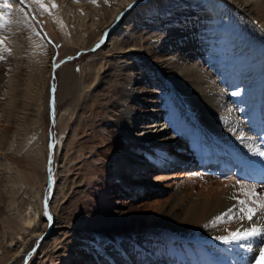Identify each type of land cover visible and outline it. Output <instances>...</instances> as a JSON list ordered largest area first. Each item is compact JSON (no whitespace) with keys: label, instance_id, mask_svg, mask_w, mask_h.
<instances>
[{"label":"bare ground","instance_id":"6f19581e","mask_svg":"<svg viewBox=\"0 0 264 264\" xmlns=\"http://www.w3.org/2000/svg\"><path fill=\"white\" fill-rule=\"evenodd\" d=\"M141 1L40 0V3H33L32 0H25L21 4L19 0H7L11 7L4 8L5 0H0L2 24L11 15L26 18L33 11L39 16L49 17L61 41L67 46L89 50L106 41L97 54L81 65L80 72L70 68L61 75L59 101L66 97H69V101L57 123L70 118L72 125L65 136L60 133L57 137L59 180L50 204L54 223L50 238L44 240L37 258L31 264H117L118 255L133 260L138 247L125 236L131 221L128 222L129 212L124 210V203L132 192L131 184L138 183L137 193L144 189V184H153L157 190L163 188L162 183L168 182L169 173L176 165L191 167L193 156L189 154L190 151L198 152L197 161L201 168L207 163H214L216 158L208 160L205 156L219 152V147L223 150L220 151L218 170L226 171L232 163L254 169L261 162L257 140L249 133L251 126L237 119L234 110L237 104L229 100L236 98V94L240 97L249 93L244 98L245 104L253 101L249 115L264 112V96L260 98L264 77L255 79L250 75L264 74V48H261L264 0H225L227 4L224 7L220 4L221 0H199L197 6L200 11L193 10L190 0H152L148 5L139 4ZM41 3L43 8L40 7ZM53 4L55 7H52ZM247 20L252 22L254 30L247 32L249 37L244 44L232 30L234 25H238L245 34ZM222 23L227 27L217 33L219 44L216 49L223 51L215 64L218 68L227 69V73L221 82H215L201 67L202 61L199 59L202 56L199 53L204 50V40L209 38L211 28H217ZM29 29L33 35V45L36 44L31 59L36 83L32 121L34 136L27 135L18 146L25 149L24 155L29 158L31 172L24 174L13 163L6 160L1 162V166L11 174L5 186V200L0 197L5 204L6 210H3L8 212L0 220V264H20L27 244L38 236L46 235L48 225L43 218L40 193L46 168L42 135L47 108L46 86L52 75L53 58L50 46L33 22ZM226 39L229 40L226 42ZM229 64L231 66L228 68ZM178 90H181L179 93L184 101L175 94ZM3 94L5 100L12 102L9 93ZM216 95L221 97L219 101L223 107H229L224 109L228 123L222 126L213 117L220 107H217ZM192 98L197 104L189 103ZM187 103L189 107L185 106ZM193 106L196 109L198 106L204 116L199 124L191 118ZM17 116L13 104L8 116L2 120L5 126L0 129L1 139L8 132L13 119L17 121ZM108 127L112 129L111 132ZM103 139L110 143L105 144ZM93 140L97 142L91 143ZM169 146L181 154L176 155ZM228 148L232 151L227 152ZM8 150L14 151V144L11 143ZM100 151L109 153L111 168L106 177L112 185L101 196L100 206L92 207L87 219L80 221L79 211L72 209L82 195L89 194L95 180L100 178L102 164L98 162L103 161ZM37 169L42 171L38 173ZM85 172L97 178L85 181ZM238 187V184L229 182L215 194L213 199L217 204L211 200L215 203L211 216H221L232 208L231 215H240L241 205L237 201L244 197L240 195L243 190H238ZM233 191L236 198L231 204L228 202L230 206L218 200L221 195H230ZM67 202L73 206L69 208L71 212L64 206ZM87 203H92L90 198ZM145 210L148 225L153 222L164 228L168 222L164 219L166 217L176 221L180 217L179 221L183 222L188 220L175 204L172 205V200L166 207L153 204ZM187 210H190L192 219L202 207L194 202L188 205ZM138 216L140 219L141 216ZM133 224L136 225L137 220ZM150 240L142 237V250L147 251L149 245L156 241L153 238ZM215 246L221 244L197 242L194 246L186 245L183 241L170 248L178 256L185 250H192L190 253L186 251V254L194 262L197 256L193 247L203 249L211 256L210 249L215 251Z\"/></svg>","mask_w":264,"mask_h":264},{"label":"rangeland","instance_id":"374dc122","mask_svg":"<svg viewBox=\"0 0 264 264\" xmlns=\"http://www.w3.org/2000/svg\"><path fill=\"white\" fill-rule=\"evenodd\" d=\"M151 1L152 0H142L139 4L148 5ZM190 2L193 3L192 8L194 11H200V8L197 6L199 0H190ZM225 3L227 4V1L225 0H221L220 2L223 7L226 6ZM29 13V16L26 17L29 18V20H27L25 17H21V15H17V17H12L11 15L9 20H4L3 24L0 21V129L5 126L2 120L4 116H8L13 104L14 108L17 109V117L19 118V120L17 118V121L13 119V123L8 127V132L5 134V136H3V139L0 138V142H2L0 150V197L3 200H5L4 192L6 190L5 186L7 184V179L10 178L8 175L11 173L6 171L1 166L2 160L13 163V166L22 171L24 174H29L31 172L29 158L27 155H24L25 149H23V146H21L22 149H19L20 144H22L21 142H23L27 135L29 136L30 134L34 136L32 121L35 115L34 105L36 104V99L34 94L36 92V83L34 79V62L31 59H33L32 52L36 50V44L33 45V35L29 29L31 22L35 24V26L43 35L45 42H47V44L50 46L53 58L52 75L50 76L46 86L47 108L44 113V127L42 131L46 151V168L44 170L45 180L41 187L40 193L43 218L47 220L48 225L45 228L46 235L38 236L33 242L27 244V247L22 253L20 264H31L32 261L37 258L42 243L47 238H50L51 225L54 223V216L52 213L53 211L50 204L53 196L55 195L56 186L58 184L57 182L59 180L58 170L60 165V152L57 151L56 148L58 144L57 137L60 135V133L65 136L72 125V120H70V118H66V120L64 119L57 123L60 113L64 110L67 102L69 101V97H66V99L62 100L61 102L59 101L58 93L61 86V75L63 74L64 70L70 68L76 72H80L79 70L81 65L92 55L97 54L99 50L106 44V41H103L100 45L89 50L78 49V47L73 45L67 46L63 41H61L58 31L54 28L48 16H39L33 11H30ZM69 15L70 18H72V15ZM22 21L24 22L23 24ZM246 22V27L244 26L246 30V32H244L245 34L240 31L242 29L238 25H234L232 30L236 33V35L239 36V40H241L244 44V41H247L249 37L247 36V32H252L254 30L253 25H251L252 22H249L248 20ZM226 27L227 25L222 23L219 24L217 28H211L212 32L208 34L209 38L204 40V50L199 53V55L202 56V58L199 59V61H202V63H200V65L202 64L201 67L206 69V73L208 72L209 74L208 76H210L211 80H214L215 82H221L223 80V75L227 73V69H222L220 67L218 68L215 64L217 58H221L220 52L223 51V49H216L218 48L217 44H219V40L216 39V36L217 33L223 32ZM218 28L219 30H217ZM228 40L229 39H226V42ZM263 40L264 38L262 36L261 48H264ZM232 46L233 45H231V47ZM230 66L231 65L229 64L228 68ZM250 75H252L251 77L254 78H259L260 76L264 77V74L262 73L261 75V72ZM262 79L264 81V78ZM245 82L246 79L244 80V83ZM243 85L245 88V84ZM179 92H181V90H178V92L175 94L178 95L180 100H183L181 93ZM3 93H9V100L12 102L5 100ZM244 94H242L243 96L241 95L242 97H238L237 95L239 94H236V98L229 100V102L232 101L231 103L237 104L235 105L234 109L237 119L239 121L241 120L243 124L246 123V125L251 126L250 128L247 126L245 127L251 129L249 133L252 137L256 138L255 140L257 141L255 142H257V147L260 149L261 153H264V112L259 113L256 116L249 115L253 109V101L246 102V105L245 99L246 96H249V93L247 95ZM262 96H264V89L260 93V98H262ZM219 97L220 96L217 95L215 96V99H217L216 103H219L217 107H220L217 108L218 112H215L213 117H215L217 121L219 120L218 123H221L220 126H222V124L225 125L228 123V117L225 114V110H227L229 107H223L222 103L219 101ZM170 102L168 101V103ZM189 103L197 104L194 102V98L190 99ZM189 105L188 103L185 104L187 107H189ZM165 108L167 110V105H165ZM191 109L195 110L196 106H193ZM192 110L190 114L191 118L193 121L195 120L194 123L199 124V120L203 121L204 116L202 115L198 106L196 111L192 112ZM222 113H224V115ZM218 114L221 115L219 116ZM238 114L241 115L238 116ZM222 119H226L227 121ZM108 131L111 132L112 129L108 127ZM90 137L91 136L88 138ZM103 140L105 141V144L110 143V141L107 139ZM96 142V140H93L91 143L94 144ZM11 143L14 144V151L8 150ZM223 143L227 145L224 140ZM169 148L172 152H175L176 155L181 154L173 147L169 146ZM222 150L223 148L219 147V152L213 153L212 155H206L205 158L208 160L211 157L216 159L214 160V163H207L203 168L198 165V152L190 151L189 154L193 156L191 167L185 168L180 167V165H176L169 173L168 182L162 183L163 188L161 189L159 187L157 190L153 184H144V189H142L140 193H137V188L139 187L137 185L138 183L131 184L132 192L130 193V197L126 199L124 203L126 205L124 210L129 212L128 222L131 221L128 224L130 227H128V229L125 231V236L128 237L132 243L136 244L138 250L135 252L133 260H126L124 259L123 255H118L119 261L116 262L117 264H254V257L260 256L259 249L264 247V235L261 237H252L248 240L231 241L227 244L223 243L222 238L228 236L229 233L236 231L237 228L242 229L244 227L252 226L264 228V216H262L260 213H257L252 222L237 219L232 223H229L228 220H224V222H216L213 224V221L217 216H211L213 213L211 208L215 205V203L217 204V202H215L216 200L213 199L215 194L219 193V190L223 189L224 185L229 182L238 184V190H244L241 186L254 187L257 196L261 199H264V155L260 154L259 160L261 162L258 163L257 167L254 169L245 167V165L240 166L232 163L230 168H227L226 171H222L217 169L219 164L218 160L222 154L220 151ZM226 150L227 152L232 151L229 148ZM101 151L100 156L103 160L102 162L104 163L98 162L99 165L102 164V169L100 172L99 170H96V172L100 173V178L95 180V183L88 191L89 194L87 193L88 195H82L78 199L79 201L74 207L75 209L69 204V202L65 203L64 205L65 208L66 206L68 207L66 209L70 212L71 209L69 208L71 206L73 211L77 209V211L80 212V214L78 212V215H80L78 216V219L80 218V221H85V219H87V213L91 211L92 207L100 206L99 201H101V196L105 192L106 188L112 185L111 180L107 179L106 177V175L110 173L111 168L109 153H102ZM41 171L42 170L39 169L38 173ZM85 174V181L95 177L89 172H85ZM126 188L123 189L124 192L126 191ZM235 193L236 192L233 191V193L230 195L229 193L223 197L221 195L218 200H223L225 203L230 202L231 204V201L234 200L233 197H235ZM89 198L92 202L90 203L91 205L87 203V199ZM212 199L215 203L211 201ZM171 200L172 205L175 204L176 208H179L181 213L183 212V216H186L185 219H188L187 222L179 221L180 217L177 219V221L166 217L164 219H166L168 222L165 224L164 228L160 227V225L157 226L156 224H153V222L148 225L145 220L148 216V213L145 209L153 204L159 207H166ZM194 202H196L198 206L202 207V210L199 212L197 210L196 216H193L195 220L193 218L190 219L191 212H189L190 210H187L188 205ZM1 203L0 220H2L4 216L6 217L8 215V212L4 211L6 210L4 208L5 204L2 203L3 206H1ZM230 204L228 203V206H230ZM233 210L234 208H232V211ZM138 215L141 216L140 219L138 218ZM209 216L211 218H209ZM184 217L182 219H184ZM135 220H137L136 225L133 224ZM232 227L233 229H231ZM223 233L225 235H223ZM139 236L141 239H139ZM143 236H146L148 241H151V238L156 240L155 243L152 242L149 245L150 248H148L147 251L142 250L140 247ZM94 240L95 238H93V241ZM183 241L186 242V245L192 244L196 246L197 242H204L205 245H216L218 243L221 244V246H215V251L214 249H210L211 256H208V254L203 252V249H200L199 247V249H196L193 247L194 252L196 251L197 258L194 262H192L186 254L187 252L190 253L192 250H185V252L178 256L176 251L170 248L171 246L175 247L177 243L181 244ZM146 261L148 263H146ZM105 264L110 263L106 262ZM260 264H264V257L260 258Z\"/></svg>","mask_w":264,"mask_h":264},{"label":"snow or ice","instance_id":"6c2138e0","mask_svg":"<svg viewBox=\"0 0 264 264\" xmlns=\"http://www.w3.org/2000/svg\"><path fill=\"white\" fill-rule=\"evenodd\" d=\"M33 3H40V0H32ZM19 3L24 4L25 0H19ZM4 8H9L11 5L5 3L2 5ZM40 7L43 8L44 5L41 3ZM52 7H55L53 4ZM264 155V153H260ZM244 190L240 193L244 197V199H238L239 205H241L239 212V216L231 215L232 209H229L228 212L224 213L221 216H217L213 221V224L216 222H223L225 218L228 219L229 223L234 222L235 220H247L249 222L253 221V218L260 213L264 216V199H261L257 196L256 190L254 187H247L241 186ZM234 199L236 197H233ZM264 235V228L252 226V227H244V228H237L236 231L229 233L228 236L222 238L223 243H229L231 241H241V240H248L252 237H261ZM260 256L254 257V264H260V258L264 257V247L259 249Z\"/></svg>","mask_w":264,"mask_h":264}]
</instances>
